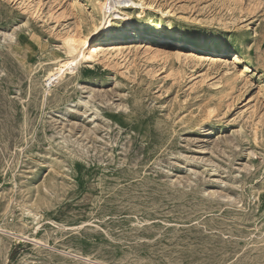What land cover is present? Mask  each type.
Returning <instances> with one entry per match:
<instances>
[{
  "label": "rangeland",
  "instance_id": "374dc122",
  "mask_svg": "<svg viewBox=\"0 0 264 264\" xmlns=\"http://www.w3.org/2000/svg\"><path fill=\"white\" fill-rule=\"evenodd\" d=\"M0 264H264V0H0Z\"/></svg>",
  "mask_w": 264,
  "mask_h": 264
},
{
  "label": "bare ground",
  "instance_id": "6f19581e",
  "mask_svg": "<svg viewBox=\"0 0 264 264\" xmlns=\"http://www.w3.org/2000/svg\"><path fill=\"white\" fill-rule=\"evenodd\" d=\"M111 15L112 14L108 13V11L104 13L103 16L101 17L102 24L100 26H94L90 31H88L85 34H82V36H80L79 33L73 32L72 30L66 32L65 34H62L63 37L61 40L63 45L62 47H64L65 55L62 58L57 57L53 66H51L48 69L47 78H46L48 81H50L51 83L55 81H62L68 77L67 74L71 75L74 73L75 69L78 70L79 65H81L82 63L94 62L95 60L99 59L98 57L100 55L102 56V58L104 57L106 58V55L109 54L110 55L114 53L119 54L121 52L120 50L121 47L119 48L118 46H113L114 44L113 45L108 44V42L111 39L113 40L122 39L125 38L126 36H133L135 34L139 38L148 36L152 39H155L157 41L160 40L162 42H165L167 38L172 37L173 40H178L179 42L185 44L188 41L195 44V42H201L203 39V36L201 34L193 37H189V36L174 37L170 34L169 35L166 34L164 35L162 33L152 34L147 30H143V29L136 32L137 30L134 27L135 25L133 26L130 23V18L124 16L121 20L116 21L111 18ZM120 24L126 25L128 28L126 27L127 29L114 31L115 26H120ZM98 38L100 39L99 43H95L94 40L95 39L97 40ZM212 49L218 52L225 51L222 48L215 46L214 48L212 47ZM232 56H233L232 59L233 63L241 60L240 55H238L237 53H233ZM26 211L27 213L31 212L30 210H26Z\"/></svg>",
  "mask_w": 264,
  "mask_h": 264
}]
</instances>
